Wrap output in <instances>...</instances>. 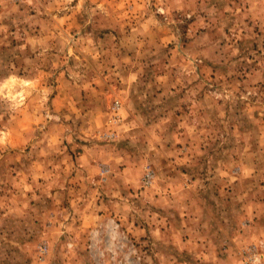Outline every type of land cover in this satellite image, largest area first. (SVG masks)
Returning <instances> with one entry per match:
<instances>
[{"label":"rangeland","instance_id":"rangeland-1","mask_svg":"<svg viewBox=\"0 0 264 264\" xmlns=\"http://www.w3.org/2000/svg\"><path fill=\"white\" fill-rule=\"evenodd\" d=\"M0 264H264V0H0Z\"/></svg>","mask_w":264,"mask_h":264}]
</instances>
